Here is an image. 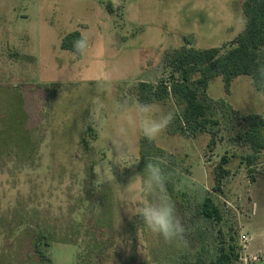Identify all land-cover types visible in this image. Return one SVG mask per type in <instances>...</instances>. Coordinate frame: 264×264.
Returning a JSON list of instances; mask_svg holds the SVG:
<instances>
[{"label":"rangeland","instance_id":"1","mask_svg":"<svg viewBox=\"0 0 264 264\" xmlns=\"http://www.w3.org/2000/svg\"><path fill=\"white\" fill-rule=\"evenodd\" d=\"M245 1L0 0V264H189L231 238L237 264H264V151L249 163L241 139L250 115L264 119L251 77L210 82L215 135L173 121L154 140L130 131L122 160L110 145L117 105L176 77L169 52L234 46ZM74 32L89 37L81 60L61 47ZM153 104L179 119L173 98ZM148 159L163 162L186 243L166 244L135 214ZM207 197L220 223L199 213Z\"/></svg>","mask_w":264,"mask_h":264},{"label":"trees","instance_id":"2","mask_svg":"<svg viewBox=\"0 0 264 264\" xmlns=\"http://www.w3.org/2000/svg\"><path fill=\"white\" fill-rule=\"evenodd\" d=\"M243 11L247 25L232 48L223 54L220 48L196 50L184 47L169 52L165 56V65L172 68L176 77L170 83H140L139 100L153 104L173 98L181 109L179 119L174 120L176 127L178 125L179 129L196 135L219 125L218 120L210 117V107L205 99V91L212 80L222 77L229 90L234 78L249 76L255 89L264 93V82L259 80L256 73L257 64L264 62V0H246ZM80 35L79 32L69 34L62 42V49L73 53L72 42ZM75 56L78 60L83 57ZM196 75L199 77L195 78ZM246 120L247 128L241 139L252 150V155L246 157V161L254 163L264 151V119L260 115H250ZM211 132L215 135L214 131ZM214 143L213 137L210 145ZM222 177L217 179L216 192L221 187ZM198 209L208 221L220 223L223 219L220 208L211 197H207ZM231 241L233 243H225L214 254L202 251L200 258L189 264H237L240 261V249L234 238Z\"/></svg>","mask_w":264,"mask_h":264},{"label":"clouds","instance_id":"3","mask_svg":"<svg viewBox=\"0 0 264 264\" xmlns=\"http://www.w3.org/2000/svg\"><path fill=\"white\" fill-rule=\"evenodd\" d=\"M73 55H86L90 48L89 37L82 33L72 42ZM256 73L264 82V62H259ZM99 79H107L101 74ZM118 121L110 138L111 151L116 160H122L127 155V142L130 131H138L143 137L154 140L162 134L176 118L174 110H164L152 103L134 99L130 103L118 104ZM161 162L152 159L145 161L143 172L145 177L141 191L146 193L139 201L136 215L153 234H156L166 244L186 243L187 229L177 218L175 205L168 194L167 175Z\"/></svg>","mask_w":264,"mask_h":264},{"label":"built area","instance_id":"4","mask_svg":"<svg viewBox=\"0 0 264 264\" xmlns=\"http://www.w3.org/2000/svg\"><path fill=\"white\" fill-rule=\"evenodd\" d=\"M242 240H243L244 242H248V241H249V238H248L247 236H243V237H242Z\"/></svg>","mask_w":264,"mask_h":264},{"label":"crops","instance_id":"5","mask_svg":"<svg viewBox=\"0 0 264 264\" xmlns=\"http://www.w3.org/2000/svg\"><path fill=\"white\" fill-rule=\"evenodd\" d=\"M250 241V240H249Z\"/></svg>","mask_w":264,"mask_h":264}]
</instances>
